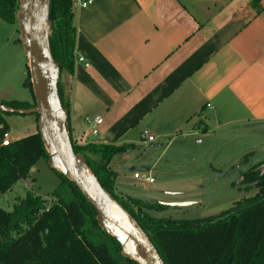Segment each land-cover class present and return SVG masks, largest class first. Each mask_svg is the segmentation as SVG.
I'll list each match as a JSON object with an SVG mask.
<instances>
[{
	"label": "crops",
	"instance_id": "0c3cea01",
	"mask_svg": "<svg viewBox=\"0 0 264 264\" xmlns=\"http://www.w3.org/2000/svg\"><path fill=\"white\" fill-rule=\"evenodd\" d=\"M73 13L75 62L60 79L67 129L85 144L124 145L109 162L115 185L116 156L150 171L124 154L180 144L209 125L252 130L254 151L264 147V0H73ZM96 116L93 137L87 120Z\"/></svg>",
	"mask_w": 264,
	"mask_h": 264
},
{
	"label": "trees",
	"instance_id": "16d2710c",
	"mask_svg": "<svg viewBox=\"0 0 264 264\" xmlns=\"http://www.w3.org/2000/svg\"><path fill=\"white\" fill-rule=\"evenodd\" d=\"M18 4V0H0V21L17 22ZM49 19V47L54 62L59 65L60 80L62 74H72L75 62L73 0H50ZM29 77L28 73L25 86L32 103L0 100V104L13 108L35 106ZM59 80V97L62 106L69 110ZM9 114L13 113L0 111V195L16 181L25 180L39 158L48 157L38 130L19 138L12 136L9 144L1 145L9 129L5 119ZM72 144L103 188L148 234L164 264H264V167H261L264 162L241 173L240 182L247 187L254 184L255 195L228 210L200 219L154 218L142 207L165 205L134 197L121 199L114 192L117 174L109 162L125 149L124 145H80L73 141ZM55 173L60 182L54 191L55 201L49 207L43 205L39 196L29 193L18 199L10 211L0 207V237L8 229L14 233L8 241L0 242V264H137L124 257L116 239L101 230L96 210L75 184L58 171ZM244 205L247 207L238 210Z\"/></svg>",
	"mask_w": 264,
	"mask_h": 264
},
{
	"label": "rangeland",
	"instance_id": "374dc122",
	"mask_svg": "<svg viewBox=\"0 0 264 264\" xmlns=\"http://www.w3.org/2000/svg\"><path fill=\"white\" fill-rule=\"evenodd\" d=\"M19 38L17 22L6 24L0 21V97L24 98L29 94L25 86L29 73L28 60ZM27 100L32 103V96ZM5 119L7 130L14 138L38 130L35 114H9ZM209 126L206 134L199 131V134L179 138L180 144L173 143L165 148L158 143L152 146L139 143L132 152L124 154L127 158H138V162L146 163L150 171L136 169L131 162L122 164L118 159L123 155L116 156L113 166L120 178L114 192L118 198L188 203L163 208L154 205L142 207L154 218L187 220L218 215L237 202L253 197L257 192L256 186L247 187L240 182V178L242 172L264 160V147L254 151L252 146L256 133L249 130L244 134V130ZM261 134L264 136V133ZM247 155L246 161L241 162ZM134 171L151 178L152 182L135 179ZM59 182V176L48 165L47 159L39 158L25 180L16 181L10 190L0 195V207L10 211L14 203L28 193L39 196L44 201L43 205L49 207L55 201L53 195ZM5 231L7 234L0 237V242L8 241L14 235L9 229Z\"/></svg>",
	"mask_w": 264,
	"mask_h": 264
},
{
	"label": "water",
	"instance_id": "95a60500",
	"mask_svg": "<svg viewBox=\"0 0 264 264\" xmlns=\"http://www.w3.org/2000/svg\"><path fill=\"white\" fill-rule=\"evenodd\" d=\"M16 18L20 43L28 60L35 106L13 108L0 104V111L37 114V128L48 153L47 163L68 177L96 210L101 230L116 239L121 254L137 264H164L148 234L136 220L103 188L84 156L75 153L67 129L69 110L62 106L58 91L59 65L54 62L48 40L51 25L50 0H18ZM180 206L188 203H158ZM247 205L240 209L246 208Z\"/></svg>",
	"mask_w": 264,
	"mask_h": 264
},
{
	"label": "built area",
	"instance_id": "2783aa9c",
	"mask_svg": "<svg viewBox=\"0 0 264 264\" xmlns=\"http://www.w3.org/2000/svg\"><path fill=\"white\" fill-rule=\"evenodd\" d=\"M93 0H77V4L78 6L81 7H86L87 5H89ZM79 61H82L83 58L79 57L78 58ZM87 65V64H86ZM209 106V105H208ZM102 122V118L100 116H96L92 119H88L87 120V125H88V130H89V134L93 137H95L98 133V125ZM141 139L147 143H151L154 141V137L153 135L149 134L146 131H143L140 135ZM12 141V136L9 132L4 133L3 138L1 139V145H7ZM72 141L76 144H80V145H84L85 143L80 141L78 142L76 139ZM134 178H141V175L138 172H135L133 174ZM143 178V177H142ZM146 182H152V179L149 177H145L143 178Z\"/></svg>",
	"mask_w": 264,
	"mask_h": 264
}]
</instances>
